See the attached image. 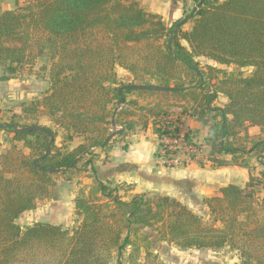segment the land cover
<instances>
[{"label":"trees","instance_id":"obj_1","mask_svg":"<svg viewBox=\"0 0 264 264\" xmlns=\"http://www.w3.org/2000/svg\"><path fill=\"white\" fill-rule=\"evenodd\" d=\"M195 2L201 6L187 16L194 20L188 32L182 30L186 22L167 25L137 0H28L0 13V80L25 78L42 58L49 80L41 99L13 106L9 121H0L7 126L0 130L14 135L0 155V264H111L128 249V264H165L146 229L183 251L228 247L242 264H264V198L257 197L264 172L204 198L206 217L158 193L125 199L133 188L112 186L97 175V150L110 149L106 141L116 136L113 127L131 132L152 123L160 137L175 126L169 118L182 102L191 107L182 106L183 113L208 122L210 162L248 169L244 160L250 159L264 167V0ZM200 57L216 65L209 68V80L199 70ZM218 65L252 73L243 77ZM119 68L132 76L131 83L120 81ZM127 85L158 89L120 96ZM131 93L138 98L128 100ZM150 97L153 101L139 104V98ZM41 116L61 131V146L53 127L22 123ZM251 127L259 133L250 134ZM26 128L37 130H17ZM198 136L188 128L189 143ZM76 138L81 143L70 149ZM90 171L92 182L74 199L72 229L19 225L23 214L51 198L57 177L76 179Z\"/></svg>","mask_w":264,"mask_h":264},{"label":"rangeland","instance_id":"obj_2","mask_svg":"<svg viewBox=\"0 0 264 264\" xmlns=\"http://www.w3.org/2000/svg\"><path fill=\"white\" fill-rule=\"evenodd\" d=\"M28 2V0H17V5H24ZM15 6V7H16ZM14 7V8H15ZM193 10L197 8V3L195 0H193ZM191 10L190 13L193 11ZM188 24V25H187ZM194 25V20L189 19L183 26L182 30L184 32H188L192 29ZM163 42H166V39L163 40ZM199 63V70L204 73V77L206 80H209L210 71L209 68L212 66H216L213 62L209 61L205 57L198 58ZM47 59L42 58L40 59L39 63L35 65L31 70H29L27 73L28 75L25 78L20 79H12L10 81L2 82L0 80V121L2 124H5L8 122V118L12 116V113L9 111L13 106L19 105L22 103L30 104V102L34 99H40L44 96V93L48 89L49 86V80H48V70L47 67ZM221 69H225L230 73H236L241 74L243 77L250 76L252 73V69H239L236 66H217ZM4 74V68L0 65V77ZM118 76L120 78V81L129 84L133 81L132 76L125 70L119 68L118 69ZM135 92V91H134ZM128 100H134L137 99L136 93H131L126 95ZM153 97H150L149 99L143 100L138 99V102L140 105H144L147 102L153 101ZM225 103V98L223 96H220L218 106H223ZM124 105L121 107H118V110L120 111ZM182 106H187L188 108H191L190 105L184 104L182 102L178 105V107H175L173 110L176 111V114H182L183 109ZM132 109V108H131ZM129 110V109H128ZM188 119V118H187ZM39 123L43 126H50L54 128L53 123L49 122L46 118H43L42 116L39 117L37 120H28V121H22L23 124L32 125L33 123ZM185 125V123H184ZM186 126V125H185ZM188 126L193 131H199L200 136L195 141L198 142V147L202 148L204 150V158H199L198 160L194 161L195 164L199 165V167L205 168V166H208L209 169H215L218 166L214 165L210 161L204 162L205 158L210 156V151L208 148V145L205 141V134L207 129L209 128L208 122L192 117L190 119V122L188 123ZM57 132V138H56V144L58 146H61L63 144L62 141V133L56 127L54 128ZM156 128L153 126L151 127V130H155ZM123 130L120 126L113 127L114 133H116V138L118 137V131ZM188 130V129H187ZM259 129L253 128L250 130L251 133L258 132ZM141 131L140 127H136L134 132ZM61 133V136H60ZM13 134H9L6 131L0 130V155L3 154L8 148H10L13 145ZM76 140V141H75ZM72 144L69 145V148L71 146H78L81 143V139L76 138ZM152 140V139H150ZM146 144V146H149L151 141ZM128 142V141H126ZM110 143V142H109ZM18 146H21L20 143H16ZM74 146L73 148H75ZM70 148V149H73ZM98 153L103 155V159L100 161L106 162L107 157L105 158L104 152H101L100 150H97ZM159 152V149H158ZM157 152V153H158ZM158 159V157H157ZM187 161H184L183 165L181 167H186L187 165L192 164L186 163ZM245 164H248L250 166V174L254 176H259L260 171L264 170L263 167L258 165V162L255 160H244ZM98 164V162H97ZM105 165L102 164L99 165L100 170ZM210 166V167H209ZM237 174H236V180L238 182H241L244 184V180L248 179L249 172L246 169L237 167ZM259 174V175H258ZM97 175L99 178H101L103 181H108V178L110 177V173L108 172V169H102L100 172L97 169ZM93 178V173L90 171L89 173H85L79 178L76 179H69L64 176H60L56 178V183L54 187L53 194L51 198L46 201L39 210H36L35 213H25L21 216L18 223L21 226H25L34 222H46V223H52L56 225H61L64 228H70L72 229L75 226V217L74 214V197L76 196L78 192V188H81L83 186H86L90 184L91 179ZM112 186H120L123 184L126 188H132V184L127 183H117L115 181H108ZM235 183H237L235 181ZM123 191H120V194L124 196V187L122 189ZM131 190V189H130ZM130 192V191H129ZM150 193V192H148ZM153 194V193H151ZM133 193H128L125 197V199H129L133 196ZM257 197L264 198V187L257 188ZM204 203L203 200L198 204V206H193L191 209L202 216H207V211L204 212ZM68 226V227H67ZM144 232L152 239L154 242V249L155 252L158 254L160 260L164 262L165 264H242V260L240 256L235 252L229 249L228 247L222 248V249H213V250H180L176 248L173 245L159 242L156 235L150 230L146 229ZM119 259H115L113 264H128V251H125L123 255L117 256Z\"/></svg>","mask_w":264,"mask_h":264},{"label":"crops","instance_id":"obj_3","mask_svg":"<svg viewBox=\"0 0 264 264\" xmlns=\"http://www.w3.org/2000/svg\"><path fill=\"white\" fill-rule=\"evenodd\" d=\"M137 1L147 12L160 15L163 21L170 26L177 21L186 20L185 22H187V16L194 11L193 0ZM16 4L17 0H0V13L13 9ZM191 10L193 11L190 13ZM38 99H40V97H38ZM190 119H184L187 129L189 128L188 123L190 122ZM151 127H153L152 123H150L147 129H142L140 127V132L123 131L124 135H122L123 133L121 135L118 134L117 138L115 136L112 139V145L104 155L105 158L107 157L106 162L98 161V164L96 163V168L99 172L102 169H108V172L110 173L108 181L132 184L133 190L129 192L130 194L144 192L158 193L176 198L189 208L198 206V204H200V202L206 197L220 195V190L229 184L244 186L249 181V178L252 175L249 172L250 169L236 165L217 167L215 169H209L208 166L202 168L194 162L186 167L178 168H170L160 165L157 159L159 136L156 134L155 130H151ZM253 128L259 129L258 127H251L249 128V133L258 134L259 130L255 133L250 132ZM149 140L151 143L149 146H146ZM125 145L127 146L126 149H124ZM74 146H71L70 148H73ZM226 158L230 160V157ZM101 159H103V155L101 156ZM101 162L105 166L100 170L99 165H101ZM237 167L246 169L249 172V177L244 180V184L236 180V174L238 173L236 170ZM261 172H264V170H261L260 174ZM235 181L237 183H235ZM91 182L92 179L90 183ZM206 211L207 208L204 206V212ZM27 213H35V211ZM127 251L129 252V249ZM113 262L111 264H113Z\"/></svg>","mask_w":264,"mask_h":264},{"label":"built area","instance_id":"obj_4","mask_svg":"<svg viewBox=\"0 0 264 264\" xmlns=\"http://www.w3.org/2000/svg\"><path fill=\"white\" fill-rule=\"evenodd\" d=\"M173 115L169 118L175 126L170 129L168 134H163L159 137V152L158 163L164 167L178 168L181 167L184 161L193 163L199 158H204L205 153L195 140L189 143L186 140L187 127L184 125V119H190L193 116L190 113L176 114L173 110ZM179 119V123H177ZM174 128H178L177 132H173ZM209 148V146H208ZM210 151V149H209ZM209 161V157L205 158L204 162Z\"/></svg>","mask_w":264,"mask_h":264},{"label":"water","instance_id":"obj_5","mask_svg":"<svg viewBox=\"0 0 264 264\" xmlns=\"http://www.w3.org/2000/svg\"><path fill=\"white\" fill-rule=\"evenodd\" d=\"M201 6V3H199L198 4V6H197V8L196 9H198L199 7ZM196 9L191 13V15L193 16L194 15V13H195V11H196ZM185 21L186 20H183V21H181L179 24H178V26L177 27H181L184 23H185ZM172 43V38H171V40H170V44ZM158 88H156V87H150V86H134V85H127V86H124V87H122L121 89H120V91H119V95L120 96H122L123 94H124V92L125 91H140V90H157ZM171 91H173V90H171ZM124 102H125V99L123 98V97H121V99H120V101H119V103H118V107H121L122 105H124ZM115 118H116V112L114 113V115H113V126H115ZM7 126H3L2 124H0V128H6ZM9 127V126H8ZM18 131H25V130H37V128H26V129H17ZM50 135H51V132H48ZM123 133V130H119L118 131V134L119 135H121ZM115 137V135H111L108 139H107V141H106V144L107 143H109V142H111L112 141V139ZM53 143H54V138L52 137L51 138V142H50V146H49V148H48V150H47V152H46V154L45 155H47L49 152H50V150H51V146L53 145ZM37 162L38 161H36V164H37ZM251 195H248V197H250Z\"/></svg>","mask_w":264,"mask_h":264}]
</instances>
